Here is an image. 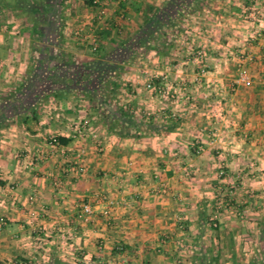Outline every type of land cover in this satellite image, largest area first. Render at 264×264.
I'll list each match as a JSON object with an SVG mask.
<instances>
[{"label": "crops", "instance_id": "obj_1", "mask_svg": "<svg viewBox=\"0 0 264 264\" xmlns=\"http://www.w3.org/2000/svg\"><path fill=\"white\" fill-rule=\"evenodd\" d=\"M88 1L0 0V264H260L264 37L248 40L261 26L248 9L264 0H192L191 13L179 0ZM160 24L154 35L173 39L147 40ZM105 59L122 67L117 98L140 138L109 130L83 94L95 82L83 67Z\"/></svg>", "mask_w": 264, "mask_h": 264}, {"label": "trees", "instance_id": "obj_2", "mask_svg": "<svg viewBox=\"0 0 264 264\" xmlns=\"http://www.w3.org/2000/svg\"><path fill=\"white\" fill-rule=\"evenodd\" d=\"M66 1L67 0H62V3H65ZM93 1L94 0H89L88 2L90 3V5L96 6L94 5ZM179 2L180 8L182 6L185 7V10L183 9L185 12H194L193 9L188 10L187 7L189 3L192 2V0H179ZM196 2L199 1L197 0ZM173 13L176 14L177 12ZM166 25L173 26L174 24L169 21V23H167ZM161 28L162 24H160L156 28L157 30L152 29L151 31H149V33L147 34V40L152 38L154 34ZM146 42L147 41H145V43ZM59 62L60 63L57 65L58 68L63 64L62 60H60ZM121 72V65H114V61L112 62L108 59H105V61H100L89 69L88 67H83V80L86 82L95 79V82L91 86L88 85V89L86 88V90L83 91V94L89 98L91 106L93 107V109L99 112L102 120L104 121L105 125L108 127L109 130L116 132L119 137L140 138L141 135L139 133L143 126V122H141L142 120L139 121L128 106H121L117 98L119 86L117 78L120 77ZM55 80L58 82L57 79ZM56 81H53L54 84L57 83ZM109 86H111L110 90H108ZM55 96H59V93L55 92ZM152 118L153 117H150V119ZM145 127L147 130L158 129L156 125H153L151 123L145 125ZM172 128L173 127L170 126L169 130H172ZM56 141V146L59 147L66 146L69 142L67 139L60 136H56Z\"/></svg>", "mask_w": 264, "mask_h": 264}, {"label": "built area", "instance_id": "obj_3", "mask_svg": "<svg viewBox=\"0 0 264 264\" xmlns=\"http://www.w3.org/2000/svg\"><path fill=\"white\" fill-rule=\"evenodd\" d=\"M114 1L119 3L122 0H114ZM93 3L96 6L100 5V1L99 0H94ZM248 10L250 11L251 18H252V20L255 23V28H256V26H260L261 25L260 28L257 27V29L255 30V33L252 34L251 38L253 40H255L256 38H261L262 36L264 37V10H259V9H254V10L248 9ZM100 15L101 16L105 15V10L104 9H101ZM203 55H204V53L202 51L198 53L199 57H203ZM248 61H252V58H247V57H245V55L239 54V62H240V64H239L240 67L239 68H240V72H239V75H238V78H237V83L240 84V85H244V86H249V85H251V82H252L249 73L244 69V64L246 62H248ZM206 73H207L206 68L205 67L201 68L199 77L196 79V82L197 83H201L202 79L206 75ZM146 88L149 89V90L154 89L153 83L152 82H148L147 85H146ZM182 90L186 91V86L183 85ZM159 95L161 97H163V98L171 100V99H177L178 97H181L182 93L179 92L178 89H173L172 90V89L164 88V89H160L159 90ZM205 97L208 98L207 95H205ZM148 115H150V114L148 113ZM81 132H82L81 126H77L76 129H75V134L80 135ZM75 137H78V136L75 135ZM49 143L52 146H56V143H57L56 136H52L49 139ZM85 172H86V169L84 167H82V166H80L76 170V173H78L79 175H84ZM161 192H163V191H161ZM158 194H160V193H158ZM104 199H106V198H104ZM84 210H85V212L88 215L92 214V208L90 206H85ZM104 213H105V215H109L108 211H105ZM3 224H5V221H4V219L0 218V225H3Z\"/></svg>", "mask_w": 264, "mask_h": 264}, {"label": "rangeland", "instance_id": "obj_4", "mask_svg": "<svg viewBox=\"0 0 264 264\" xmlns=\"http://www.w3.org/2000/svg\"><path fill=\"white\" fill-rule=\"evenodd\" d=\"M253 22V20H252V18H251V20L249 19V22L250 23H252ZM251 26V25H250ZM159 34V36H156V35H154L153 37L154 38H156V37H160V35L161 34H163V35H161V37H165L166 38V41H168L169 39H173V37H174V32H173V28H166V29H162V32L161 33H158ZM164 38V39H165ZM248 40L249 41H251L252 40V38H251V36H248ZM156 48V44L155 45H153V47H151V49L152 50H154ZM140 63H141V60H138V59H136V60H133V61H131V63H130V65L134 68V69H137L138 71H139V69H140ZM134 73V72H133ZM237 85V84H236ZM144 86V85H143ZM145 87H146V85H145ZM237 87V86H236ZM234 92H231V94H233ZM213 96H216V95H214V93H213ZM207 97L208 98H206L205 96L203 97L205 100L204 101H207V100H211V98H210V96L207 94ZM216 97H218V96H216ZM208 101V102H209ZM220 101V100H219ZM258 196H259V198L260 197H263V200L262 201H264V190L263 191H259L258 192ZM245 210V209H244ZM249 209H247V211H248ZM247 211H245V213H247ZM246 215V214H245ZM219 220L216 218V216H213V219L212 220H210V222H209V224H210V226H212L210 229L212 230V234H209L208 236H206V243H208V244H210V242H209V239H212V236L213 235H216V233L218 232V231H216V230H218L219 229ZM179 243L181 244V247H182V249L183 248H186L185 247V245H187V244H185L184 243V241L182 242V241H180L179 240ZM185 244V245H184ZM250 256L251 257H249V264H252V262H250V261H253V259H256V258H253V256H252V254H250ZM260 258L261 259H259V260H257L258 262L261 260V262H260V264H264V252H262L261 254H260ZM251 259V260H250ZM257 264V263H256Z\"/></svg>", "mask_w": 264, "mask_h": 264}]
</instances>
